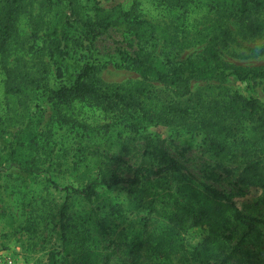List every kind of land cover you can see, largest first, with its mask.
<instances>
[{"label":"rangeland","instance_id":"1","mask_svg":"<svg viewBox=\"0 0 264 264\" xmlns=\"http://www.w3.org/2000/svg\"><path fill=\"white\" fill-rule=\"evenodd\" d=\"M22 1L16 34L0 58V252L22 264H48V254L61 249L58 214L65 189L84 187L101 170L128 179L142 162L156 169L175 159L196 183L229 195L244 213L264 215V141L247 122L237 123L221 108L234 94L264 105V80L197 82L190 95L179 96L120 67L118 50L128 51L126 43L135 41L110 30L93 45L73 47L71 54L76 63L94 65L99 95L58 102L47 90L69 82L56 77L45 54L44 33L66 10L46 0ZM95 7L100 15L113 10L142 20L151 33L143 47L159 59L182 62L199 55L217 36L225 60L264 65V8L241 13L228 0H182L175 7L158 0H84L82 17L94 18ZM8 76L29 87L22 94H6ZM11 136L20 144L15 163L1 141ZM31 157L36 166L23 178L19 167ZM250 165L261 166V172H246ZM177 181L167 176L160 183L175 190ZM101 190L93 209L106 231L105 242L87 221L85 202L76 194L67 197L66 264H91L95 258L90 255L99 251H109L107 264H203L202 255L209 264H219L240 239L241 228L229 211L224 225L210 221L192 226V218L176 215L172 198L157 196L149 202L144 182ZM180 202L194 212L200 207L192 197ZM134 243H139L138 251L130 247ZM237 254L245 264H264V229Z\"/></svg>","mask_w":264,"mask_h":264},{"label":"trees","instance_id":"2","mask_svg":"<svg viewBox=\"0 0 264 264\" xmlns=\"http://www.w3.org/2000/svg\"><path fill=\"white\" fill-rule=\"evenodd\" d=\"M49 6L63 7L66 11L58 15L55 23H52L45 31V54L52 62L58 79H66L69 83L63 84L59 89H48L53 99L58 102H68L75 99L86 97H97L98 90L93 83L95 67L92 63L77 62L72 59L73 47L82 48L83 42L88 45L93 43L113 30L123 35L130 36L134 41L127 42L128 51L118 50L120 54V67L130 69L135 72L143 81H153L166 89L172 90L179 96H188L192 91V85L197 82L217 81L225 82L229 78H236L239 82L253 83L264 80V65L260 66H241L225 60L220 52L217 36H212L202 49L201 53L194 57H188L182 62H175L170 58L159 59L152 53L144 49L143 44L148 42L151 33L145 28V23L137 17H131L129 12L109 11L103 15L99 14L100 8L95 7L96 15L94 18L82 17L80 4L84 0H46ZM96 1V0H85ZM165 6H180L182 0H158ZM233 8L238 12L245 13L250 10L264 8V0H228ZM22 0H0V58L7 53L9 43L16 34V23L22 12ZM72 30L77 31V35H72ZM75 38V39H74ZM74 39V41H73ZM8 73L9 69L4 68ZM72 69L75 74L70 71ZM5 81V93L16 95L24 93V87L29 86L11 79ZM24 90H23V89ZM224 113L228 114L237 123L247 122L251 132L261 142L264 141V105L257 99H246L239 94H234L228 101L221 104ZM4 134L11 133L6 131ZM211 139L216 136L210 137ZM1 137L2 144L5 146L7 158L15 163L20 150V144L16 136H11L10 141H5ZM94 154L97 152L93 151ZM35 157L26 160L20 165V174L29 177L33 167L36 166ZM261 172V166H248L247 170ZM230 174V170H226ZM171 176L177 179L180 184L173 190L172 187L164 188L160 180ZM144 182L149 187V202L157 196H168L172 198L177 207L176 215L180 218L185 216L193 219L192 226L199 223L224 225V214L229 211L232 221L241 228V236L237 244L228 253H223L219 258V264H245L243 259L237 254L239 247L249 238L258 236L264 229V215L253 216L244 213L227 194L217 190L205 183H196L187 171V168L175 159H169L162 167L156 169L151 164L140 163L133 171L132 177L124 179L121 176L101 170L97 177L90 179L82 188H70L66 190V199L60 207L58 214L59 237L61 239L60 251H53L48 254V264H66L68 254L67 232L69 227V216L67 215L69 194H76L88 206L89 213L87 221L91 224L94 233L106 241V231L96 217L93 205L102 196V190L107 191L121 184L135 185ZM188 197H192L200 203L197 212L191 205L187 208L181 204L180 200L188 202ZM130 247L137 250L139 243H134ZM92 256L91 264H107L109 261V251L98 252L97 256ZM207 255H202L200 263L209 264Z\"/></svg>","mask_w":264,"mask_h":264},{"label":"built area","instance_id":"3","mask_svg":"<svg viewBox=\"0 0 264 264\" xmlns=\"http://www.w3.org/2000/svg\"><path fill=\"white\" fill-rule=\"evenodd\" d=\"M0 264H22L14 255L0 252Z\"/></svg>","mask_w":264,"mask_h":264}]
</instances>
